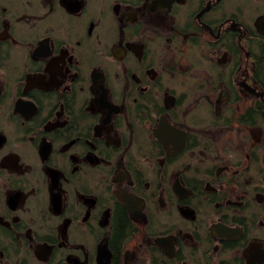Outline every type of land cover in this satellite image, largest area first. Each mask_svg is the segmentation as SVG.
<instances>
[{
  "label": "flooded vegetation",
  "instance_id": "1",
  "mask_svg": "<svg viewBox=\"0 0 264 264\" xmlns=\"http://www.w3.org/2000/svg\"><path fill=\"white\" fill-rule=\"evenodd\" d=\"M0 264H264V0H0Z\"/></svg>",
  "mask_w": 264,
  "mask_h": 264
}]
</instances>
